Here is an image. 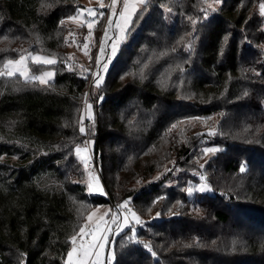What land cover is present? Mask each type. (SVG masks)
I'll return each instance as SVG.
<instances>
[{"label":"trees","instance_id":"trees-1","mask_svg":"<svg viewBox=\"0 0 264 264\" xmlns=\"http://www.w3.org/2000/svg\"><path fill=\"white\" fill-rule=\"evenodd\" d=\"M261 2L224 0L218 13L196 26L193 37L179 43L192 31L187 17L202 16L204 0H149L104 85L94 92L90 76L69 70L63 60L69 29L59 22L84 8L82 0H0V64L18 58L20 50L58 59L50 86L25 84L19 75L0 78V264H19V253H27L26 264H64L68 238L91 209L120 204L129 196L131 206L147 219L138 227V238L150 241L157 256L116 237L121 264H264ZM162 4L175 13H165ZM189 40L193 52L183 47ZM177 64L183 72L175 70ZM245 90L249 95L243 97ZM85 93L94 106L95 125L86 120L89 131L82 135L77 121ZM181 106L189 109L181 111ZM181 114L218 115L226 147L209 164L214 194L200 198L199 217L176 213L187 196L180 182L167 184L169 174L147 181L163 165L151 159L156 142ZM86 136L93 142L106 196L89 194L83 182L74 147ZM174 141L175 159L190 152ZM229 150L234 155H227ZM242 162L249 169L245 173L239 171ZM158 196L167 198L153 205ZM168 212L174 213L166 217Z\"/></svg>","mask_w":264,"mask_h":264},{"label":"snow or ice","instance_id":"snow-or-ice-1","mask_svg":"<svg viewBox=\"0 0 264 264\" xmlns=\"http://www.w3.org/2000/svg\"><path fill=\"white\" fill-rule=\"evenodd\" d=\"M223 2L224 0H211V2H209V0H204V4L206 5V7L200 9V11L203 13L202 19L207 20L209 11L216 12L217 6L221 5ZM100 7H104L103 0H101ZM108 7L111 8L112 15L107 18L108 25L104 29V39H102L99 45V54L95 58L96 71L91 72L90 69L84 68L83 65L80 66L82 74H91L93 78V86L95 89H100L101 85L104 83V74L108 72L109 64L112 62L113 58L117 56L121 44L126 40V32L129 28V25L134 22L133 16L138 14V9L140 15H142L147 10V0H123L122 8L119 10L118 16L117 0H111V4ZM160 7L164 10L165 13H172V8L167 7L163 4L160 5ZM83 13H87L88 17H91V19L81 20V15ZM96 16L97 12L93 8H79L76 15L67 17L68 20L74 21L77 24L83 23L87 25L88 35L87 37H85V42L83 43L81 50L89 60H92V56L90 55L89 40L93 36V26L97 23V20L95 19ZM99 16L103 17L104 12H99ZM259 16L261 18H264V0H262V2L259 4ZM114 17L116 18L113 19ZM187 19L192 26V31L185 33V36L180 38L179 43H182L185 37H193L194 33L197 31L196 26L201 23V17L193 18L192 16H188ZM59 23L60 25H64L65 20L62 19ZM110 29L113 33L112 36H109ZM261 31H264V28H262ZM3 38L8 39L7 35H5ZM37 39H39L38 34ZM245 40L247 41L246 37ZM224 42H228V36L224 37ZM77 46L79 47V45ZM183 47L186 51L193 52L194 41L189 40L187 43L183 44ZM260 47L264 48V45H260ZM176 50V47H173L171 49V51L173 52H175ZM20 51L21 54L19 55L18 59H6L2 64H0V78L11 79L19 75L23 78L25 84H35L38 82L40 85L50 86L55 73L53 71H43L38 75L31 74L29 71L28 62L30 60L35 65L52 66L57 63L56 57L39 54L34 55L31 52H27V54H24L23 50ZM221 52H223V49H221ZM65 63H68V61H65ZM69 70H71L70 64ZM175 70H178L180 72L184 71L183 67L180 64L175 65ZM245 71L248 70L242 69V73ZM251 71H253L256 76L261 75V73L256 72L254 69H252ZM132 75L135 74L133 73ZM84 78H87V76H85ZM123 78L124 77H121V79ZM143 78L144 75L143 72H141V79ZM229 79H231L230 74ZM180 83L182 85L183 81H180ZM248 95L249 93L247 90L242 93L243 97H246ZM84 97L83 113L79 116V120L77 121L79 125V132L82 135L87 134V132L89 131V129H86L85 127V119H87L93 127L95 125V113L93 110V104L89 102L87 93L84 94ZM241 98L242 97H237V99ZM103 99V96L99 97L100 101H102ZM219 115L223 116L224 113H220ZM211 119L212 117H186L183 121H177L176 123H173L167 131L171 132L172 129H175L180 124L188 121H201L203 123H207V121ZM67 126L68 124L66 122L65 127ZM217 133V127L212 126L208 128V136H213ZM200 135L204 134L201 133ZM85 143L91 144L92 141H86ZM221 150L222 149H220L218 146L205 147L202 149V155L210 158L212 155L219 153ZM88 153L89 149L87 147H81V145L79 144L75 145L74 154L78 158L79 163L83 165L84 173L86 174V181H84V183H86L88 193H103L104 189L100 183L99 175L90 164L92 157ZM69 155H72V152H69ZM0 159H3V157H0ZM172 163L174 164L175 162L173 161ZM207 163L208 160H205V163L200 164L199 167L203 169ZM248 170L249 169L246 162H242L239 171L241 173H245ZM170 171H172V169L165 167V172ZM160 175H163V173H161ZM160 175L154 177L153 179L158 180L160 178ZM199 180L201 183L198 186L189 182V186L186 188V192L188 195H192L194 191L203 192L208 190L209 185L207 184V175L200 174ZM166 198V196H158L152 201V204L155 205ZM132 200L133 197L129 196L127 199L123 200L120 204H117L115 206V211L107 209L101 212L99 208L90 211L85 222L79 226V231L75 232L68 238L71 243V248L67 253V259L64 261V264H121V262L117 260V255L114 247L116 244L115 237H121V239L128 244L142 245L143 248L147 249L153 257L157 256V253L153 250L150 241H144L138 238L136 226L143 225L145 221L142 220L140 215L132 207H129ZM82 203L83 202H81V204ZM149 211H151L150 208ZM160 216L161 213L157 212L155 218H159ZM126 229L128 230L127 234H125ZM121 247H124L123 243L121 244ZM26 258L27 253H19V264H26Z\"/></svg>","mask_w":264,"mask_h":264},{"label":"rangeland","instance_id":"rangeland-1","mask_svg":"<svg viewBox=\"0 0 264 264\" xmlns=\"http://www.w3.org/2000/svg\"><path fill=\"white\" fill-rule=\"evenodd\" d=\"M148 1L149 0H147V2ZM82 2L84 4L83 5L84 9L93 8L97 12V16L95 17V19L97 20V23L93 26V36L89 40L90 55L92 56V60H89L88 57L85 56L83 51L81 50L83 43L85 42V37H87V35H88L87 25L83 24V23L77 24L76 22L70 21L67 18L65 19V25L69 29V31L66 35V38H67V45L66 46H67V48H66V54L63 58L64 61H68V63H67L68 65L69 64L71 65V69L76 70L80 74H82L81 68H80L81 65H83L84 68H86V69H90L91 72L96 71L95 58L99 54V45H100L102 39H104V29L108 25V19L107 18L112 15L111 8L108 7L111 4V0H103V4H104L103 8L100 7L101 0H82ZM209 2H211V0H209ZM122 3H123V0H117V16L119 14V10L122 8ZM222 4L217 6L216 12L209 11V16L207 19H209L213 14L218 13L220 11ZM203 7H206V5L204 4ZM258 10H259V6H258ZM101 11L104 12L103 17L99 16V12H101ZM138 12H139V9H138ZM174 13L175 12L172 9V13H169V14L173 15ZM76 14H77V12H76ZM144 14L139 16V22L141 21ZM202 17H203V13L201 16V21H205L202 19ZM115 18L116 17H114L113 19H115ZM135 18H136V15L133 16V21H135ZM88 19H91V17H88L87 13H83L81 15V20H88ZM104 19H105V22H104V25L102 27V23H103ZM133 23L129 25V28L126 32V40L121 44L120 50H121L124 43L129 42L130 37L136 31V28L134 30L131 29L133 26ZM112 35H113V33L110 29L109 30V36H112ZM77 45H79V47ZM120 50L118 51L117 56H118ZM31 53L34 55L39 54V55H45V56H54L52 54H47V53L40 52V51H35V52H31ZM24 54H27V52ZM116 57H114L112 62L109 64L108 72H109L111 66L113 65ZM16 59H18V58H16ZM56 59H57V57H56ZM57 62H58V59H57ZM28 63H29V71L31 74L38 75L40 72H43V71H53L55 73V76H54L52 81L55 80V77H56L55 65L57 63L55 65H52V66L39 65V66H41V68L37 69V70H35L31 67L32 62L30 60ZM108 72L104 74L105 75V81H106V77H107ZM84 74L89 75L90 79L93 80L90 73H83V75ZM105 81H104V83H105ZM167 81H168V77L166 78L165 84H168ZM104 83L102 85H104ZM93 88H94V86H93ZM94 92H97V89L94 88ZM88 99H89V102L92 103V101H90L89 97H88ZM179 100L182 101V99H179ZM179 109H181V111L182 110H188L189 107H182L181 106V107H179ZM93 110H94V106H93ZM186 117H212V119L208 120L207 123H203L201 121H188V122L180 124L177 128L172 129L171 132L166 131L164 133V135L161 136L160 140L156 142V147H155L153 153L151 154L152 160H158V161L163 162L162 169L159 172L155 173V175L152 176L147 181L150 180V182H153V181L158 182L163 177V175L169 174L170 177L168 178L167 184L169 186H173V185H177L180 182L182 185V191H184L186 193V196H187L185 200H182L181 211L176 210L177 211L176 213L179 214L180 216L189 215L192 217H199V216L203 215L201 207H200V205H198L200 198L204 194H214V189L211 186L209 179L207 180V184L209 185V188L206 191H203V192L194 191L192 195H188L186 192V188L189 186V182H191L192 184L197 185V186L200 185V183H201L199 180L200 174H206L207 177H209V174L211 173V171H209V164L211 163V160L214 161L215 157H220V154L226 150V147H225V145H223L224 136L221 133L222 131L219 130V119L220 118L218 117V115H216V114L209 115V116L189 115V116L182 117V114H181V116L178 117V119H176V121L174 123H176L177 121H183ZM86 120L87 119H85L84 123L86 122ZM212 126L217 127L218 133L216 135H213V136H208L207 135L208 128L212 127ZM169 128L170 127H168L167 130ZM201 133H203L204 135H200ZM173 140H177V141H179L178 143L185 144L186 147L190 148L189 149L190 152L188 154H182L179 159H175L177 149L175 146V141L173 142ZM86 141H92V140H89L86 136L85 142ZM85 142H84V144H81V147H87L89 149L88 154L91 155V151L93 152V142L91 144H86ZM214 146H218L222 150L219 153L212 155L210 158L202 155V149L203 148L214 147ZM233 151L234 150H231V151L229 150V152L228 153L226 152V153H227V155H234ZM205 160H208V163L205 165V167L203 169H201L199 167V165L204 164ZM173 161L175 162L174 164L172 163ZM165 167L172 169V171L165 172ZM95 171L99 175L100 183L104 189V192L103 193L95 192V193H91V194L106 196L107 192H106L105 186L102 182L99 171L96 169H95ZM161 173H163V175H160ZM158 175H160V178L158 180H154L153 178L157 177ZM84 181H86V174H85ZM144 182H146V181H144ZM143 185H144V183H143ZM129 207H132L131 204L129 205ZM96 208H99L101 212H103L107 209H111L112 211L116 210L115 208H113L112 204H101L99 206L92 208L91 211L93 209H96ZM173 213L174 212H168L165 216L168 217V216L172 215ZM140 217L142 218L143 221L147 220L146 218L142 217L141 215H140ZM151 220H152V218H151ZM143 225H137L136 226L137 233H138V227L143 226Z\"/></svg>","mask_w":264,"mask_h":264},{"label":"built area","instance_id":"built-area-1","mask_svg":"<svg viewBox=\"0 0 264 264\" xmlns=\"http://www.w3.org/2000/svg\"><path fill=\"white\" fill-rule=\"evenodd\" d=\"M88 94V97H89V93ZM91 157H92V160L90 161V164L93 166L94 170H98V167H97V157L91 153ZM116 205H113V208H115ZM116 209V208H115Z\"/></svg>","mask_w":264,"mask_h":264}]
</instances>
